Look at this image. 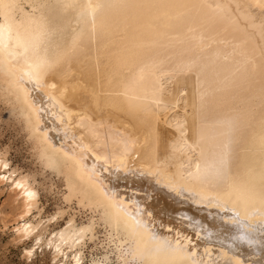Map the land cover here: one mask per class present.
<instances>
[{
	"label": "bare ground",
	"instance_id": "1",
	"mask_svg": "<svg viewBox=\"0 0 264 264\" xmlns=\"http://www.w3.org/2000/svg\"><path fill=\"white\" fill-rule=\"evenodd\" d=\"M103 2L93 29L97 0H0V102L62 199L91 212L45 236L57 215L29 218L35 180L0 153L12 231L34 241L25 254L84 264L99 227L118 264H264V0ZM226 119L237 127L218 187L196 166L219 157Z\"/></svg>",
	"mask_w": 264,
	"mask_h": 264
},
{
	"label": "rangeland",
	"instance_id": "2",
	"mask_svg": "<svg viewBox=\"0 0 264 264\" xmlns=\"http://www.w3.org/2000/svg\"><path fill=\"white\" fill-rule=\"evenodd\" d=\"M5 107L0 104V153L6 155L10 168L16 169L17 173L28 174L35 180L34 184L39 192L40 206L33 209L29 218L36 222L57 215V220L48 226L45 236L64 226L69 215L74 216L76 224L85 223L91 215L90 210L79 206L75 200L65 202L62 199L63 181L52 171L42 168L26 131ZM15 218L16 209L8 195L7 184L0 183V264H58L52 259L50 251L42 249V246L36 245L33 255L25 254V249L32 246L34 241H20L15 237L12 231ZM95 235L94 240H87L83 247L84 264H90L91 258L104 253L108 254L110 263L118 264L114 244H107L104 229L96 227Z\"/></svg>",
	"mask_w": 264,
	"mask_h": 264
},
{
	"label": "snow or ice",
	"instance_id": "3",
	"mask_svg": "<svg viewBox=\"0 0 264 264\" xmlns=\"http://www.w3.org/2000/svg\"><path fill=\"white\" fill-rule=\"evenodd\" d=\"M108 7H111L108 4H105L103 0H97L96 7L93 11L90 13L91 17V27L95 29L99 26L100 21L103 18L104 10ZM215 7L219 8L220 5H215ZM88 39L87 36L83 37L81 42ZM192 67V65H183L177 71H184L189 70ZM152 68L155 70L156 66L152 65ZM163 86L161 85V88ZM211 91H207L202 94L201 96V103H206L209 111L211 112L213 110L212 103H211ZM147 107V106H145ZM218 126L220 128V154L218 158H213L211 161H208L207 159H204L203 163L197 164V172L202 175L204 179L211 178L213 181H215L216 186L218 187H224L227 184L228 179V165H229V158L231 155L232 150V133L237 127L236 120L235 119H226L223 121H220L218 123ZM186 135V133H185ZM203 152L201 153V156L203 157ZM153 239H156L155 236H153ZM161 246L164 249H169L170 245L166 241H161ZM31 255V253H29Z\"/></svg>",
	"mask_w": 264,
	"mask_h": 264
}]
</instances>
